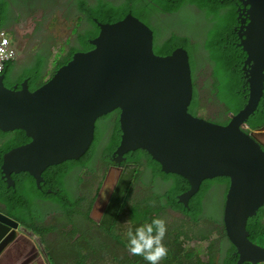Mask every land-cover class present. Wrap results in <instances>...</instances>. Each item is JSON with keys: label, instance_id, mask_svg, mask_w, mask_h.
<instances>
[{"label": "water", "instance_id": "obj_1", "mask_svg": "<svg viewBox=\"0 0 264 264\" xmlns=\"http://www.w3.org/2000/svg\"><path fill=\"white\" fill-rule=\"evenodd\" d=\"M240 2L245 8L239 9L237 32L247 54L248 99L237 114H229L226 125L189 112L194 86L188 51L178 47L166 56L155 54L153 30L130 14L116 23L94 20L100 33L89 41L92 48L78 51L33 91L27 80L19 89L9 88L0 76V130L21 129L30 139L5 160L15 154L23 161L21 170L40 186L44 170L80 159L93 142L97 120L120 109L122 135L115 161L146 150L163 171L189 181L190 189L178 196L186 207L204 180L228 177L223 222L240 256L238 264L264 263V248L249 240L246 229L264 205V151L244 130L264 94V0ZM0 218L6 223L0 224L2 241L8 225L18 223ZM10 241L2 243L0 254Z\"/></svg>", "mask_w": 264, "mask_h": 264}, {"label": "trees", "instance_id": "obj_2", "mask_svg": "<svg viewBox=\"0 0 264 264\" xmlns=\"http://www.w3.org/2000/svg\"><path fill=\"white\" fill-rule=\"evenodd\" d=\"M99 2V9L97 7L87 9L88 2L86 0L78 1L76 6L81 15L80 17H74L73 20H79L80 23H85L84 25H93L95 33L86 35L85 32H80L79 27L76 28L74 40H77V45L73 48L70 47L66 56H63L56 66L54 65L55 68L50 74H45L43 71L45 62L41 58L30 68L25 69L27 74L21 81L27 80L30 91L41 87L59 68L67 65L78 51H87L92 48L89 41L96 38L100 32V27L94 20L102 24H110L119 22L128 15L133 14L144 21L145 24L151 25L150 12L172 14L178 12L186 3H189L203 10L207 21L211 24L205 40L202 43H197L193 48L187 37L173 33L164 41L163 45L157 46L155 31V53L166 56L178 47H183L188 51L194 86L189 112L194 116L201 115L202 118L210 122L226 125L230 119L229 114H237L243 109L248 99V84L243 71L247 54L239 45L240 39L234 30L235 24L240 27L237 9L242 4L239 0H120L118 2L110 0H104L103 2L100 0ZM73 8L74 5L72 10ZM10 11V1L0 0V30L4 29L5 20L10 17ZM200 50H204V53L207 54L204 63L209 64L211 67L210 76L203 81L200 80L195 70V55ZM15 67L16 61L6 63L2 75L5 76L4 82L7 87L13 88L17 84V89H19L20 83L11 84L9 80V76L14 74ZM247 125L248 128L244 130L249 134L264 127V94L258 110L249 118ZM119 134L120 128L118 126V131L113 135V142L105 147L103 156L106 154L111 156L116 146L120 145ZM101 137L102 132L98 128L90 148L80 159L68 160L50 166L43 172V177L48 181L49 179L57 180L56 185H50L53 191L51 194L41 192L27 173L21 174L29 182L31 189L19 202L17 198H9L7 203H3L5 207H1L2 211L20 225L33 230L42 237L51 230H55L58 224L71 222L72 216L81 205V199L76 192L65 188L62 182L63 170L65 168L67 169L66 172H70L78 166L87 165L96 156ZM28 140L29 138L21 129L0 130V165L2 157L12 151L18 144L22 145L27 143ZM262 148L264 151V147ZM126 155L137 168L128 170L125 178L121 179L120 185L113 192L106 213L102 218L104 228L96 230V234L101 238L92 237L90 229L87 233V239L93 240L101 257L98 259L97 255H87L85 253L78 239L79 228L74 226L71 235L77 238V243L72 248L71 264H98V261L104 262L107 258L117 260L120 257H123V259L118 261L123 264H147L142 257L132 256L127 250L126 253H121L118 246L121 245L127 249L128 241L126 238L129 228L134 232L137 227L145 223H151L152 219L162 218V213H165L168 209L182 214L184 224L181 226V230L172 232L171 236L167 229L163 243L168 247L170 242L171 247L176 249L171 258L167 259L166 257L162 264H238L240 256L237 253V248L231 244L226 235L223 222L224 207L221 216H219V211L209 214L204 206V199L212 190L221 189L226 190L227 193L230 184L228 177L204 180L197 194L190 199L188 207H186L178 198L179 195L190 189V183L186 178L172 172L166 173L163 171L161 164L153 159L146 150L130 151ZM145 172L150 173L153 183L160 178L168 182L169 187L165 194L159 190V193H154L152 198L144 199L142 202L137 201V205H135L132 203L134 193L132 184H136L141 180ZM128 174H134L133 180H128ZM80 181L81 178H79ZM7 190L9 194L11 191ZM42 209L49 212L43 213ZM59 211L62 212L61 217L55 215ZM109 221H116L125 227L122 229L121 235L116 223L111 224ZM65 226H68V223H65ZM246 229L249 240L264 248V205L260 207L255 216L248 220ZM102 239L105 241L110 239L111 242L114 240L116 246L112 243L106 245ZM192 243H195V246L191 250L187 244ZM229 244L232 246L231 249H229ZM198 253L204 254V262L198 256ZM52 257L56 258V253L52 252ZM173 260L176 261L173 262ZM242 264L253 263L244 262Z\"/></svg>", "mask_w": 264, "mask_h": 264}, {"label": "flooded vegetation", "instance_id": "obj_3", "mask_svg": "<svg viewBox=\"0 0 264 264\" xmlns=\"http://www.w3.org/2000/svg\"><path fill=\"white\" fill-rule=\"evenodd\" d=\"M9 1H10V8L11 9L13 8L15 13H18L17 14L18 17L21 15H27L29 17H33L45 6V5H41L37 13H32L30 11H26L24 9V5L25 3H30L33 0H9ZM86 1L91 6L97 7L99 9L100 0H86ZM102 1L104 2V0ZM110 1L118 2L120 0H110ZM58 2H59L58 7L65 8L64 2L62 0H59ZM73 5H74L73 2H70L67 5L68 11L66 10L65 11L69 12L70 10H72ZM58 7L55 9V11H57ZM86 8L90 9L88 7ZM242 8H245L243 4L242 6L238 7L237 9L238 13H239V9H242ZM248 8L249 7H247V9ZM53 16H55V14H53ZM162 16H164V14L150 12L151 25L149 26L154 31V41H155V30H154L155 27L154 26L157 24L158 21H159V25L163 26L162 21H161ZM9 19L5 20L4 29L10 35L12 40L17 41V32L15 30V22L10 23ZM207 25H208L207 27L208 29L211 26V24L207 23ZM239 28L240 27L238 26V24H235L234 30L237 33V36H238L237 31L239 30ZM35 32L38 33V28H35ZM171 32L177 33L173 29L171 30ZM188 39L191 42V46L194 48L197 42L194 40H191L190 38ZM14 44L16 43L14 42ZM37 44H42V42H39ZM163 44H164V38H161L159 39V41H157V45H163ZM154 46H155V42H154ZM48 50L49 49H47L46 51ZM120 115H121V110L115 109L112 112L104 115L103 117L97 120L96 130L98 128L100 129V131L102 132V137L99 142L96 156L87 165L78 166L74 169V171H70V172H66L67 169L64 168L63 170L64 177L62 178V182L67 190H71L78 194L79 198L81 199V205L78 207L76 213L72 216L71 222L68 221V222H62L58 224V227L56 230V241H49V244L43 245V243L39 239H37L35 235H33V234H36L35 232H33V230H31L30 232L29 229L20 225L13 218L9 217L8 214L2 211L1 207H5V205L3 204L4 202L7 203L9 198H17L19 202L24 197V195L31 189V187H30L29 182L26 180L24 176L21 175V173L11 174L10 177L14 185L11 187H8V184L6 181L7 176L5 175L3 176L1 174V177H0V214L17 222L18 225L16 227H14L13 225H8L7 238L0 241V244H1L7 239H11L10 244L7 245V248L0 254V264H3V258L9 257L8 251H9V248L11 247L14 248V252L18 253L17 260L21 256V259L18 261V262H21L20 264H50V260L52 259L56 260V258L52 257V252L56 253V255H60L63 253L62 248L57 247V241L61 236L69 237L67 233V227L72 226L73 228V225H75V226L83 228L85 222H88L92 230H98V229L104 228L102 218L104 217L106 213V210L108 208L110 198L113 192L120 185L121 179L125 178L126 172L128 170L137 168L134 163L130 162L129 157L127 155H125L126 157L125 161H122L120 163H117L115 161L114 152L117 150V147L119 144L113 150L111 156L107 154L103 156L105 153V147H107L111 142H113V135L118 131V126L120 128ZM251 134L262 145L258 137L255 135V132H252ZM121 135L122 134H121V129H120V134H119V139H118L119 143L121 142ZM25 144L26 143L22 145H25ZM22 145L18 144L16 147H19ZM262 147L264 146L262 145ZM1 159H2V163L0 165V169L1 167L7 168L8 166L9 168H11L13 166V162L18 160L19 158H17L15 154H12L6 160H5V156L2 157ZM98 159L100 160L96 162ZM133 175L134 174L127 175V178L129 181L133 180ZM79 178H81L80 182H79ZM43 179L44 180L40 183V186H37V185L36 186L41 192H46V193L51 194L53 191L50 185H56L57 180L49 179L48 181L45 177H43ZM151 179L152 177L150 173L145 172V174L143 175V177L141 178L139 182H137L136 184L134 183L132 184L133 190H134L133 198H132L133 204L137 205L136 204L137 201L142 202L144 201V199L152 198L154 196V193H159V190L164 191L163 194H165L166 188L168 187L167 185L168 182L163 181L160 178H158L153 183ZM87 183L90 184L92 187V192L90 194H87L84 192V187ZM7 188L11 191L9 194H8ZM84 199L85 201L83 202ZM86 203H88V206ZM95 208H97V211L99 213V216L96 218L93 217V211L95 210ZM42 212L48 213L49 211L46 209H42ZM171 212L181 215L182 218L181 217L173 218L170 215ZM55 215L58 216L57 213ZM162 218L166 221L167 229L170 230V232H177V230H181V226L184 224V220H183L184 216L178 212L171 211L170 209H168L165 213H162ZM109 222L111 224L116 223L117 229H119V234L121 235L122 229L125 227H123L121 224L117 223L116 221H109ZM65 223H68V226H65ZM123 223L127 224L128 222H123ZM0 224H6L3 218H0ZM91 235L92 237L96 236L97 238H101V236L97 234L93 235L91 233ZM82 248L87 255L88 254L97 255L98 259L101 257L100 254L96 250L93 240L87 239V234H86L84 243L82 244ZM71 263H72V260L69 257L66 260V263L64 264H71ZM56 264H59V262H56Z\"/></svg>", "mask_w": 264, "mask_h": 264}, {"label": "rangeland", "instance_id": "obj_4", "mask_svg": "<svg viewBox=\"0 0 264 264\" xmlns=\"http://www.w3.org/2000/svg\"><path fill=\"white\" fill-rule=\"evenodd\" d=\"M59 0H33L30 3H25L24 9L26 11H30L32 13H37L40 9L41 5H45L35 16L29 17L27 15H21L18 17V13H15L12 8L10 11V23L15 22V30L17 32V41H14L16 48V67L13 70L14 74L9 76V80L11 84L21 83L23 77L27 74L26 68H30L33 64L38 62V59L41 58L45 62V66L43 71L45 74H50L52 70L55 68L57 62L61 60V58L66 55L67 51L77 45L74 40L75 29L79 27L80 32H85L86 35L94 34L95 29L91 24L84 25L85 23H80L79 20H73L75 17H80L81 13L77 8L78 1L77 0H62L64 2V7H58ZM73 2L74 8L73 10L68 11L67 5ZM58 7L57 11L55 9ZM86 7L90 9H95L94 6L87 4ZM54 9V10H53ZM66 10V11H65ZM55 14V16H53ZM45 15V16H44ZM15 18V20H14ZM161 21L163 26L159 25V21L154 26L157 41L159 39L164 38V41L168 39L173 33L171 30L173 29L179 36H186L191 40L196 41L197 43H202L205 40V36L209 28L207 29L209 23L206 19L205 12L200 10L195 5L186 3L178 12L172 14H164L161 17ZM41 23V24H40ZM80 25H79V24ZM35 28H38V33L35 32ZM5 33L7 31L2 29ZM41 31V32H39ZM171 32V33H170ZM37 33V34H36ZM176 33V34H177ZM8 34V33H7ZM42 42V44H37ZM156 45V44H155ZM161 46V45H157ZM49 49L48 51H46ZM48 59H47V58ZM196 57V74L200 77V80H206L208 76L211 74V67L209 64L204 63L205 58H207V54L204 53V50H200L199 53L195 55ZM47 59V63H46ZM204 63V64H203ZM215 67V65H214ZM17 85V84H15ZM201 116V115H200ZM255 135L258 137L262 145L264 146V130L256 131ZM140 181V180H139ZM138 181V182H139ZM169 187V185H168ZM166 188V191L168 189ZM84 192L90 194L92 192V187L90 184H86L84 187ZM164 192V191H163ZM166 193V192H165ZM226 190L216 189L209 192L204 199L205 210L210 214L212 212L219 211V216H221L222 208L225 207L226 201ZM88 206V203H86ZM224 212V208H223ZM57 215H61L60 212ZM170 215L173 218H182L181 215L177 213L171 212ZM99 213L97 208L93 211V217H98ZM71 228L67 227V233L69 237L61 236L57 241V247L62 248L63 253L60 255H56V260L52 259L50 264L66 263V260L72 256V248L73 244L71 242ZM91 230L93 235H96V230H92L90 228V224L85 222L82 232L80 235L79 243L82 245L84 243L86 234L88 230ZM56 230H51L45 236H36L42 243H48L49 241H56ZM170 232V230H169ZM170 232V236H171ZM127 239V238H126ZM106 245L109 243L115 244L116 242L113 240L111 242L110 239L105 241ZM3 243V242H2ZM0 244V247L2 245ZM190 246V249H194L195 243L187 244ZM227 245V244H226ZM230 245V244H229ZM121 253H126V248L121 245L118 246ZM228 247V245H227ZM7 247L4 248V250ZM232 246L230 245L229 249ZM168 255L167 259L171 258V255L175 252L174 247H171L169 242ZM8 258H3V264H20L18 262L21 259L17 260L18 253L14 252V248H9ZM198 256L202 258V261L205 260L204 254L198 253ZM123 259V257L118 258L117 260L107 258L104 262L98 261V264H123L118 261ZM17 260V261H16ZM176 260H173L175 262ZM163 260L160 261L162 264ZM204 262V261H203Z\"/></svg>", "mask_w": 264, "mask_h": 264}, {"label": "clouds", "instance_id": "obj_5", "mask_svg": "<svg viewBox=\"0 0 264 264\" xmlns=\"http://www.w3.org/2000/svg\"><path fill=\"white\" fill-rule=\"evenodd\" d=\"M0 31H2V30H0ZM9 38L11 39V41L15 47V44H14L12 38L11 37H9ZM3 54H4L3 49H0V55H3ZM258 131H261V130L259 129ZM95 135H96V130H95ZM94 138H95V136H94ZM262 150H263V148H262ZM22 164H23V161H21L20 159L13 162V166L11 168H9V166L6 168L7 175L4 173V168L1 167V172H2L1 174L3 176L4 175L7 176L6 181H7L8 187H11L14 185V183L10 177L11 174H18V173H21V174L27 173L31 177L32 182L36 183L35 185H37V180L35 178H33L28 172L21 170ZM41 177L43 179V173H42ZM60 213H61V215H58V217L62 216V212H60ZM74 226L75 225H73V228H74ZM73 228H71V232H72ZM78 228H79L78 239H80L82 227H78ZM30 232H31V230H30ZM166 233H167V223L163 218H159V217L152 219L151 223H145V224L137 227L134 232L131 228H129V230L127 232V241H128L127 251L132 256L142 257L147 262V264H160V261L164 260L168 255V249L165 246V244L163 243ZM33 235L39 236L38 234H33ZM76 241H77V238L72 237V235H71V242L73 245L75 243H77Z\"/></svg>", "mask_w": 264, "mask_h": 264}, {"label": "built area", "instance_id": "obj_6", "mask_svg": "<svg viewBox=\"0 0 264 264\" xmlns=\"http://www.w3.org/2000/svg\"><path fill=\"white\" fill-rule=\"evenodd\" d=\"M0 49H3L4 54L0 55V76L3 73L6 63L16 59V49L9 38V35L4 31H0Z\"/></svg>", "mask_w": 264, "mask_h": 264}]
</instances>
